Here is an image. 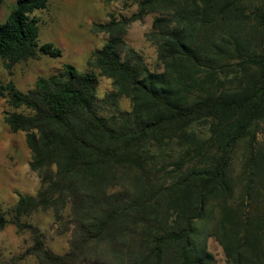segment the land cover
I'll return each instance as SVG.
<instances>
[{
	"label": "trees",
	"instance_id": "1",
	"mask_svg": "<svg viewBox=\"0 0 264 264\" xmlns=\"http://www.w3.org/2000/svg\"><path fill=\"white\" fill-rule=\"evenodd\" d=\"M137 12L95 25L108 34L87 70L64 63L26 92L0 84V97L21 111L6 114L25 133L34 195L0 205V230L27 231L25 255L37 264H214L198 224H213L226 264H264V0H132ZM49 0H17L0 24V61L9 68L42 56L62 57L40 43L35 14ZM157 15L145 39L157 48L151 71L123 38V28ZM121 29V30H120ZM255 68L247 82L244 70ZM99 76L112 80L100 97ZM227 83L235 84L227 88ZM129 98L130 110L119 106ZM246 141L241 161L236 148ZM49 212L67 236L55 253L49 237L23 218ZM213 235V234H212Z\"/></svg>",
	"mask_w": 264,
	"mask_h": 264
},
{
	"label": "rangeland",
	"instance_id": "2",
	"mask_svg": "<svg viewBox=\"0 0 264 264\" xmlns=\"http://www.w3.org/2000/svg\"><path fill=\"white\" fill-rule=\"evenodd\" d=\"M17 0H0V24L9 14ZM137 12L132 0H49L47 8L35 14L39 20L38 39L40 43H52L62 51V57L52 59L42 56L27 60L7 68L0 61V84L12 82L16 88L26 92L42 76L57 73L64 63L71 64L80 71L87 70L91 54L100 49L108 39V34L97 31L95 25L110 21L120 22ZM157 14L148 13L142 19L135 20L122 30L123 38L143 58L151 71H161L157 48L145 39L152 21ZM249 36L256 42L264 43V31L252 21L249 23ZM121 30V29H120ZM256 69L244 70L247 82L255 76ZM97 92L100 97L112 90V80L99 76ZM235 84L227 83V88ZM119 106L123 110L131 109L129 98L122 97ZM15 110L8 106L7 98L0 97V205L8 211L18 201L19 196L34 195L39 188V177L30 168L31 153L26 145L25 133L12 132L5 122L7 113ZM255 146L264 151V124L255 129ZM247 150L246 141L236 148L235 164L241 161ZM23 222L37 225L48 237V246L57 254L67 251V236H58L53 230L51 213H37ZM213 224H198L196 241L205 243L214 258V264H226L221 245L212 229ZM213 234V235H212ZM32 245L29 232H18L14 224H7L0 230V264H37L34 256L25 255Z\"/></svg>",
	"mask_w": 264,
	"mask_h": 264
}]
</instances>
